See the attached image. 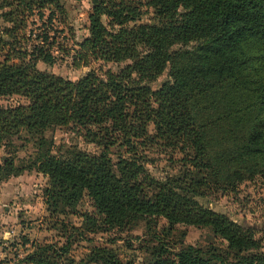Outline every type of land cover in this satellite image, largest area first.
<instances>
[{
  "label": "trees",
  "instance_id": "16d2710c",
  "mask_svg": "<svg viewBox=\"0 0 264 264\" xmlns=\"http://www.w3.org/2000/svg\"><path fill=\"white\" fill-rule=\"evenodd\" d=\"M45 6L51 7L46 16ZM141 6L150 8L149 22L139 21ZM32 14L47 29L55 16L63 22L67 11L59 0H0V98L24 99L0 106V144L24 132L34 147L32 160L0 163V182L34 170L47 178L49 213L86 196L104 230L163 218L168 227H208L230 254L186 244L172 257L158 249L140 264H264L251 252L259 246L253 227L196 199L209 178L228 191L256 175L264 178V0H91L86 36L59 48L72 51L75 68L127 62L115 72L89 69L73 80L37 69V62H55V37L43 28L28 43ZM68 34L71 40L69 28ZM165 69L167 77L151 87ZM53 126L80 130L99 152L68 146L51 154L52 139L44 132ZM114 144L122 151L112 161ZM147 144L181 153L179 174L151 176ZM68 246V240L34 244L20 261L58 264ZM92 261L120 264L98 249Z\"/></svg>",
  "mask_w": 264,
  "mask_h": 264
},
{
  "label": "rangeland",
  "instance_id": "374dc122",
  "mask_svg": "<svg viewBox=\"0 0 264 264\" xmlns=\"http://www.w3.org/2000/svg\"><path fill=\"white\" fill-rule=\"evenodd\" d=\"M59 1L64 3L67 11L63 22L55 16L45 29L35 15H28L26 19L25 32L30 35L28 43H35L31 41L33 35H40L43 28L49 37H55L50 49L56 57L55 62L51 65L37 62V69L73 80L89 69L98 74L105 70L115 72L127 62L99 61L87 66L73 67L70 58L72 51L66 55L59 47H72V41L78 42L86 36L91 0ZM50 8L45 6L42 9L44 16ZM141 9L144 13L139 21L149 22L150 8L141 6ZM2 25L0 21V27ZM68 28L71 40L67 39ZM166 77L165 69L151 83V87L155 88ZM20 103H24V99L17 95L0 98V106ZM147 130L152 132L150 124ZM44 135L52 139L51 154L62 152L68 146L94 154L100 150L99 146L86 141L80 130L71 127H49ZM27 137L29 135L22 132L19 138L12 137L5 145L0 144V163L6 158L16 163L32 160L34 147L30 140H24ZM109 150L110 159L115 161L117 152L122 151V148L114 144ZM143 153L147 157L145 167L156 179L176 176L183 167L179 160L181 153L169 148L147 144ZM207 181L208 184L202 187V195L196 197L197 201L214 212L227 215L242 226L253 227V237L259 241V246L251 252L264 258V178L256 175L245 179L236 185L234 191L214 186L210 183V178ZM47 187L46 176L34 170H25L0 182V264H22L20 259L34 244L50 243L58 246L66 240L69 244L68 251L59 256L58 264H95L92 259L96 249L107 251L120 264H140L149 260L158 249L164 250L165 256L172 257L179 247L186 244L203 251L214 247L216 251L230 257L225 241L214 236L204 226L177 223L168 227L163 218H155L150 224L139 219L121 228L104 230L100 216L86 196L64 207L63 212L49 213L44 204V189ZM22 237L26 239L24 244Z\"/></svg>",
  "mask_w": 264,
  "mask_h": 264
}]
</instances>
